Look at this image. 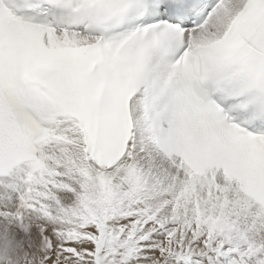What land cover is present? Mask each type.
<instances>
[{
  "label": "snow or ice",
  "instance_id": "6c2138e0",
  "mask_svg": "<svg viewBox=\"0 0 264 264\" xmlns=\"http://www.w3.org/2000/svg\"><path fill=\"white\" fill-rule=\"evenodd\" d=\"M0 264H264V0H0Z\"/></svg>",
  "mask_w": 264,
  "mask_h": 264
}]
</instances>
